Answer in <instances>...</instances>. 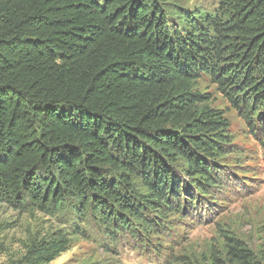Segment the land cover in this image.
<instances>
[{
  "label": "trees",
  "instance_id": "trees-1",
  "mask_svg": "<svg viewBox=\"0 0 264 264\" xmlns=\"http://www.w3.org/2000/svg\"><path fill=\"white\" fill-rule=\"evenodd\" d=\"M175 1L0 0V202L93 217L112 243L143 245L213 201L233 143L198 82L264 129V0ZM225 238L229 261L254 262ZM70 242L44 236L19 264Z\"/></svg>",
  "mask_w": 264,
  "mask_h": 264
},
{
  "label": "rangeland",
  "instance_id": "rangeland-1",
  "mask_svg": "<svg viewBox=\"0 0 264 264\" xmlns=\"http://www.w3.org/2000/svg\"><path fill=\"white\" fill-rule=\"evenodd\" d=\"M176 1L212 8L218 0ZM198 88L208 96L209 106L222 112L233 143L232 151L217 158L227 178L212 202L204 200L194 213L171 215L142 245L129 234L112 243L93 217L81 221L64 210L43 211L31 203L18 207L3 201L0 264H19L35 240L59 230L71 242L48 264H234L227 254V235L253 254L252 264H264V129L252 127L210 79L200 80Z\"/></svg>",
  "mask_w": 264,
  "mask_h": 264
}]
</instances>
